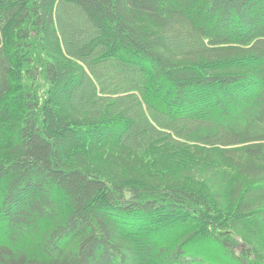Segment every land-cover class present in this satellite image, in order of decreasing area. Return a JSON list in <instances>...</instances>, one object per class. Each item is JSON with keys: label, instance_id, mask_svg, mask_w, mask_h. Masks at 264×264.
Wrapping results in <instances>:
<instances>
[{"label": "trees", "instance_id": "trees-1", "mask_svg": "<svg viewBox=\"0 0 264 264\" xmlns=\"http://www.w3.org/2000/svg\"><path fill=\"white\" fill-rule=\"evenodd\" d=\"M0 264H264V0H0Z\"/></svg>", "mask_w": 264, "mask_h": 264}]
</instances>
